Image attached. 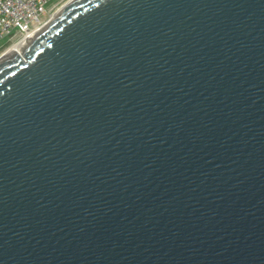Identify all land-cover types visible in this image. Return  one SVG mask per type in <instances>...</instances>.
<instances>
[{"label":"water","instance_id":"95a60500","mask_svg":"<svg viewBox=\"0 0 264 264\" xmlns=\"http://www.w3.org/2000/svg\"><path fill=\"white\" fill-rule=\"evenodd\" d=\"M0 264H264V0H71L0 59Z\"/></svg>","mask_w":264,"mask_h":264},{"label":"built area","instance_id":"2783aa9c","mask_svg":"<svg viewBox=\"0 0 264 264\" xmlns=\"http://www.w3.org/2000/svg\"><path fill=\"white\" fill-rule=\"evenodd\" d=\"M52 1L0 0V43L15 45L37 33L50 20L47 16Z\"/></svg>","mask_w":264,"mask_h":264},{"label":"rangeland","instance_id":"374dc122","mask_svg":"<svg viewBox=\"0 0 264 264\" xmlns=\"http://www.w3.org/2000/svg\"><path fill=\"white\" fill-rule=\"evenodd\" d=\"M71 0H53L49 5L52 6V10L49 12L47 16V20L51 19L60 9H62L65 5H67ZM8 41H3L0 43V57L13 45V43L8 44ZM6 45V46H5ZM4 56V55H3ZM2 56V57H3ZM1 59V58H0Z\"/></svg>","mask_w":264,"mask_h":264},{"label":"bare ground","instance_id":"6f19581e","mask_svg":"<svg viewBox=\"0 0 264 264\" xmlns=\"http://www.w3.org/2000/svg\"><path fill=\"white\" fill-rule=\"evenodd\" d=\"M61 10V9H60ZM59 10V11H60ZM58 11V12H59ZM35 35H36V33L35 34H33L29 39H27V40H25V41H22V42H20V43H18V44H15V45H13V46H11V48H9L8 50H7V52L4 54V56L3 57H5V56H7V55H9V54H11V53H13L14 51L17 53V54H20V52H21V50H22V48L31 40V39H33L34 37H35ZM2 57V58H3ZM1 58V59H2Z\"/></svg>","mask_w":264,"mask_h":264},{"label":"trees","instance_id":"16d2710c","mask_svg":"<svg viewBox=\"0 0 264 264\" xmlns=\"http://www.w3.org/2000/svg\"><path fill=\"white\" fill-rule=\"evenodd\" d=\"M8 45V44H7ZM6 46V45H5Z\"/></svg>","mask_w":264,"mask_h":264}]
</instances>
